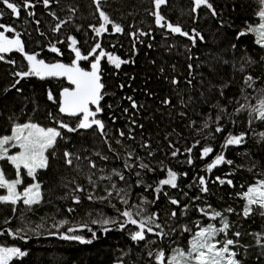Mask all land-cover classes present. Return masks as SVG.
Wrapping results in <instances>:
<instances>
[{
  "label": "rangeland",
  "instance_id": "1",
  "mask_svg": "<svg viewBox=\"0 0 264 264\" xmlns=\"http://www.w3.org/2000/svg\"><path fill=\"white\" fill-rule=\"evenodd\" d=\"M13 2L21 5V15L19 18H22L24 22L21 24V29L18 32L21 33V39L25 45V51L28 53H39L38 59H43L46 63H64L71 64L74 59V53H72L68 47L67 37L69 35L74 36L78 43L77 47L80 48L81 53L87 55L91 48L95 45L96 42L101 44V47L105 52L112 53L117 55L125 60H130V50L133 47V43L130 42L132 35L130 33L140 32L141 30L147 29L146 27H141L140 25L134 23L131 18L122 19L121 17H114L110 11L107 10L109 2L107 0H101V10L104 11L113 22L120 24L123 28L122 33H113L111 26L108 27V31L102 33L100 36H96L94 33L92 37L87 38L86 36L76 35V32L73 30V26H70V21L72 19V10L75 8L74 17L78 18L84 17V13L80 8L74 7L70 4V0H50V6L48 7V14L54 13L58 20H65L67 23L62 25L59 32H53L52 28L58 22L57 19H51L48 22L42 21V8L37 7L36 3H42V0H31V3L35 5L33 8L28 9L27 11H32L35 13L33 17L27 16V11L23 10L22 4L23 0H13ZM166 2H169L166 0ZM184 0H174V11L178 16L184 14V11L181 10ZM191 8L194 7L193 0L186 1ZM249 8L255 13V18H252L251 21H245L238 25L240 31L248 32V26L252 27L258 26L260 19L257 15V12L260 9L259 0H247ZM1 4V3H0ZM83 10L87 17L91 19L89 21V26H99V13L96 11V5L93 3V0H82L81 2ZM250 4V5H249ZM162 5L161 7L165 6ZM149 6L151 9L154 7L152 0H149ZM218 15L215 17L217 23H213L211 20H198L194 21H183V23L188 26L186 28H192L193 25L200 26L207 33L205 39V44L209 45L208 53L213 57L208 59L206 62H199V57H191L189 53H195L193 49L197 42H203V40L196 38V42L193 45V42L177 40L180 54L178 57L181 59L179 63H171L167 61L165 56L164 60H161L160 63L165 64L170 67V72L160 75V81L158 82L161 87L164 83V88L162 91H155L152 85H156L157 81L153 82L152 85L142 87L139 89L138 94V84L134 83L133 77L137 74L136 69L134 68L133 72L130 75L131 83L128 86V89L123 92H117L119 85L123 82V76L119 75V70L116 69L113 65L109 64L107 58L104 57L101 60V80L105 85L104 87V99L101 101V107L103 111L97 115V119L102 120L105 124V133L106 135H101L100 132L95 128L91 129H80L76 132L69 133L66 130L61 129L62 138H59L54 149L49 150V166L47 169L39 170L37 173V179L42 185L43 200L39 205H34L31 210H28L22 202H18L15 206L16 211H13V206L10 204H0V247H18L22 251L26 252V255L23 257H14L10 264H39V255L34 250L35 244L33 240L31 243L23 237L24 234L31 235L33 237L42 233L44 230H48L50 227L55 229H62V234L67 233L69 227L77 229L76 234L82 233V225H85L83 220V213L78 212L74 214H66L63 206L68 202V198L71 195L79 196V193H73L71 190L74 189L77 185L85 189L84 196L86 197L82 203L88 201L87 195L92 194L97 198L107 196L106 190H112L111 186L101 183V177L107 175V170L113 171L116 169L123 173L125 180L123 185L117 186L118 188L128 189L131 185L129 191V205H139L141 199L150 201L143 205L146 208L147 213H156L158 219L161 217H166L168 220L174 221L177 218L183 219V226L192 231L193 233L197 230V224L200 226H207L209 223H214L219 227V218L216 221H212L208 216L204 215L200 209H205L207 212L211 213L213 211L221 212L230 223V234L229 238L234 240L238 239L239 246L235 249L238 252V258L242 260L243 264H260V256L258 253L261 252L260 249L255 251V248L262 247L261 245L254 244L252 246L253 250L248 256V250L250 246H244V241L248 243H256V235L260 234L264 237V217L259 214V211L254 212L249 217L243 216V206L244 201L241 199V194L243 191H246L247 187L253 184L257 179H264V164L259 160L254 159L253 156H259L258 151L251 153V147L253 144H250L251 139H255L256 145L264 144V140L261 139L260 134L264 133V122L260 121H251L247 111L237 112L233 116V107H238L240 104H254L257 99L264 95L260 92V89H264V52L258 51L254 55H250L243 47V43L237 44L236 40L224 42L225 32H222L223 39L215 41L211 36L209 31L210 25H214L219 28L221 25H226L227 17L223 15L222 11L217 10L216 5L213 3ZM0 12H3V15L0 16V23L5 24L6 26H12L16 18L10 14V10L4 8L0 9ZM165 12V9H164ZM208 12L209 10L206 7H201L197 11ZM208 13H202L201 16L206 18ZM126 14L138 15L135 11H127ZM52 16V15H51ZM50 16V17H51ZM69 17L71 19L69 20ZM39 21L37 25L33 21ZM22 21V20H21ZM20 21V22H21ZM184 27V26H183ZM39 28V31H37ZM91 28V27H90ZM156 28V27H154ZM43 31H47V38L44 35H41ZM220 31V30H218ZM251 33V32H250ZM10 37L12 33H7ZM178 35V34H176ZM194 35V34H193ZM123 37V39H121ZM251 40L258 47H261L256 43L257 35L252 33ZM121 41L120 44H118ZM60 43L66 50V57L64 56L63 60L54 61V57L51 56L53 52L49 51L51 45ZM136 45V43H135ZM233 45L238 46V49L233 48ZM83 48H82V47ZM221 46V52L223 55H219L218 51L215 48ZM255 50V49H254ZM257 51V50H255ZM46 56L45 53H48ZM99 50L97 51L98 54ZM236 53L237 58H233V53ZM257 56V59L255 58ZM261 57L262 60L259 59ZM94 56L89 57L88 60H82L79 62L82 63L86 68H82L85 71L91 70V62L94 60ZM251 59L252 63H246L247 59ZM192 62V68H189V64H185V61ZM214 60L216 70H212L209 67L210 62ZM7 61H15L14 64L8 63ZM230 61H234L232 66H229ZM259 62L260 65L255 68L254 63ZM26 61H24L22 55L18 52H12L5 54V60L2 61L3 65L12 68V76L9 81V84L1 86V89H5L7 85L9 88H12L11 85L14 83L18 77L13 75L16 71L26 70ZM129 64L121 65V68L128 67ZM244 66V71H239L241 66ZM229 67V68H228ZM159 69V67H157ZM150 75L156 76L154 72H149ZM204 75V76H203ZM247 75H252L254 78V87L247 88L244 84V77ZM1 78V76H0ZM175 79L176 84H173L171 81ZM1 80V79H0ZM3 80V77H2ZM233 83L235 85V90L232 96L226 92L228 86ZM25 85H29L30 89L27 90L24 88ZM21 91L18 93V100L20 106L23 108L27 103L32 102L33 107L28 109L23 117L17 119H12V125L14 124H23L28 122L37 123L42 127H58L56 121H62L69 124L71 127H75L79 121L80 117H72V121L69 122L66 115L59 113V99L60 92L64 88H73L74 86L70 84L66 77H49L46 79H39L38 77H28L22 79V83L17 85ZM51 91L54 97L53 101L48 100V92ZM44 96H47V100L52 103L51 110L49 114L51 119H42L39 117H44L40 114L39 103L43 102ZM139 96V97H138ZM247 96V99L245 98ZM108 97V99H106ZM127 97H132L133 100L137 103L138 108L133 109L131 107V101ZM167 100L168 103L165 104L163 101ZM55 102L57 103L55 105ZM224 107V112H221V107ZM53 106H55L53 110ZM230 108V109H228ZM124 109H128V112L125 113ZM94 110V109H93ZM104 111L108 113L109 116L115 115L118 113L120 117L126 116L128 125L126 126V131L130 133L127 134L124 138H118L116 132L122 131L119 128H114L110 123L107 122ZM19 110L17 113H20ZM16 113V114H17ZM223 113L224 115H221ZM188 114L193 118L188 120ZM241 114L242 121L238 123L239 126L233 127L228 126L222 123L226 118L236 119ZM137 115V118H136ZM221 115V120L217 121L215 117ZM54 117V118H53ZM23 119V120H22ZM188 120V122H187ZM135 121V123H133ZM209 123L207 129L203 128L205 122ZM69 122V123H68ZM219 126L222 128L221 132H216L215 128ZM240 135L241 133L245 134V141L236 147H242L237 157L227 156V149H223L222 145L224 139L229 134ZM218 134H221V138ZM6 135H11V129L7 131ZM189 136L188 138H194L190 142V145L177 147L174 151L179 150L177 155L169 157L167 160H162L163 162L155 163L159 158L155 152V146L162 142L163 139L172 138L169 141V144H172L173 139L178 140L179 137ZM114 140L119 141V144H122L125 148L124 154L117 159H109L107 157V149L110 146V142ZM199 141L197 144L196 142ZM221 142V143H220ZM220 143V144H219ZM219 144V145H218ZM146 145V146H145ZM193 145H195L193 147ZM203 147H212L213 151L217 149L216 155L221 152L224 153L226 159L233 161L231 165L224 164L226 169L223 172H218L214 168L211 172H208L207 165L203 163L208 159L207 157L201 158V151ZM187 148H192V152L189 154L185 151ZM230 148V147H229ZM69 151L73 153V164L72 166L67 165L63 159L64 151ZM19 151L18 148L10 149V154H14ZM173 151L171 148H167L165 153L166 155L171 154ZM99 153L100 155H97ZM131 153L132 158H128V154ZM149 153H152L149 155ZM193 155V163L190 165L187 163L188 156ZM215 155V156H216ZM79 156L80 159L76 160L75 157ZM107 157V159H102L101 157ZM59 157V158H57ZM215 158V157H214ZM213 158V159H214ZM212 159V160H213ZM59 160V161H58ZM132 165L131 168H128L129 171H126L124 167L125 161ZM211 160V162H212ZM89 161L95 163L96 167L91 168L89 166ZM120 162L121 164H119ZM210 162V163H211ZM66 164L65 168L63 164ZM140 163L148 164L151 169L152 167H158L159 172L153 174V171L142 170L139 168ZM209 164V163H208ZM186 168L184 169L183 167ZM60 168L59 173L56 177H53L52 169ZM0 169L5 172L6 179L12 180L15 179V170L12 168L7 161H0ZM69 169V170H67ZM171 169L178 173H183L180 178L177 176V187L172 188L170 186H162L160 193H155L153 189L158 185V182L161 179L167 178V170ZM238 171H242L239 172ZM140 172L145 185L137 186V176L136 173ZM191 173V176L187 175ZM239 175L240 185L238 188L233 187L227 183L220 184L217 180V177L224 180H235V175ZM203 176L206 180V186L208 188L207 192H201L199 185V177ZM89 177L95 181V187L93 184L89 183ZM23 183L18 187L19 191H22L23 188L33 181L30 177L26 175V172L22 174ZM73 181L75 183H73ZM221 185L229 188L228 192L225 188L222 192H225V195L221 199V194L219 195V200L209 201L204 195L209 192V187L211 185ZM146 185H152L151 189L145 190ZM181 188L184 191H180L174 196L165 200V203L160 209L154 208V201L157 200L158 195L162 196L163 192H174L176 193L177 188ZM195 188L199 196L192 194V188ZM132 192V194H130ZM6 190L0 189V195H5ZM232 195L231 200H229ZM154 197V198H153ZM199 197V199H197ZM203 197V199H202ZM112 199H114L112 201ZM154 199V200H153ZM171 199H176L179 201L178 205H173L170 203ZM97 200V199H95ZM109 202V208H107V216H100L104 218L122 220L123 218L119 216L118 210H123L126 206L121 203L118 197H116L115 192L113 196L109 199H106ZM99 208V207H98ZM231 208V212L226 210ZM103 208H99V211L89 214V220L98 218L100 211ZM191 209L195 210V214L187 219L186 215ZM87 211V210H86ZM89 211V210H88ZM87 211V213H88ZM111 211V213H110ZM175 211L177 213L176 217H171L170 213ZM99 217V218H100ZM66 220L68 223L63 226L56 228L53 227L54 224H57L59 221ZM263 220V221H262ZM35 227L37 224H43L44 227L39 230L38 234H35L31 231L21 232L19 235H9V232H15L18 228H25V225ZM254 225H258V228H254ZM132 230L122 231L123 236L130 238V233L135 229L134 225H128ZM250 226L251 228H248ZM163 227V226H162ZM109 229L120 231L119 225H109ZM159 231V230H157ZM239 231L242 235L237 238L232 235V233ZM162 239H164V247L160 250H164L166 256L172 254V250L179 247L185 249L173 240L168 231ZM5 236H13L17 239L18 244L7 243L4 239ZM154 234H147L146 240L149 241L152 237H155ZM161 238V237H159ZM218 239L223 240L224 235L221 234ZM65 242L68 240L61 239ZM264 243V239H262ZM64 243H60L58 248L54 251H47L49 262L56 264L59 257H57L61 252H63ZM116 248L113 249V252H116ZM123 251L121 256H123ZM57 257V258H56ZM121 260H113L111 264H122ZM64 264H76L73 260H65ZM82 264H88L86 261Z\"/></svg>",
  "mask_w": 264,
  "mask_h": 264
},
{
  "label": "snow or ice",
  "instance_id": "2",
  "mask_svg": "<svg viewBox=\"0 0 264 264\" xmlns=\"http://www.w3.org/2000/svg\"><path fill=\"white\" fill-rule=\"evenodd\" d=\"M0 3L3 4L4 8L10 10V14L16 18H19L21 15V5L13 2V0H0ZM93 3L96 5V11L99 13V26H90L92 32L96 36H100L102 33L108 31L107 26H111L113 33H122L123 28L120 24H117L110 20L109 16L101 10L100 4L101 0H93ZM166 3V0H152L154 6V11L150 13L154 17L155 25L161 28L167 29L172 34H178L180 36L186 37L188 40L193 42V45L196 42V38L203 40V37L199 32L193 30V34L184 31L180 25H173L168 22L166 18L161 15L160 8ZM42 4L45 8L50 6V0H42ZM194 7L192 8L193 12H196L199 8L206 7L213 17H216L218 13L213 7L210 0H193ZM260 9L257 12V15L260 19V23L256 27L248 26L247 31L255 33L257 35L256 43L264 48V0H259ZM35 5L31 3V0H23L22 8L27 11L28 9L33 8ZM53 16V19L58 18L54 13H49ZM3 15V12H0V16ZM35 15L32 11H27L28 17H33ZM71 17H69V20ZM35 23L38 25L40 22L37 20ZM67 23L65 20H58L55 26L52 28L53 32H59L62 25ZM39 31V28H37ZM7 33H13L10 37ZM43 35V33H40ZM245 32H240L239 37L245 35ZM133 37L138 39V36H145L148 33L139 32L138 36L136 33H130ZM67 43L70 51L74 53V59L71 64H64L60 62L56 63H46L43 59H38L39 53H28L25 51L24 42L21 39V33L16 31L11 26H6L5 24L0 23V61L5 60V54L18 52L22 55L24 61H26V70L16 71L13 73L16 79L11 85L12 88H15L17 92L21 91L17 85L20 84V81L28 77H38L43 80L49 77H66L68 82L74 87L64 88L60 92L59 99V113L72 116L80 117L78 123L75 127L69 126V124L62 121H56L58 127H42L37 123L28 122L23 124H14L11 128V135L0 136V161H7L8 164L12 166L15 170V179L9 180L6 179L5 172L0 169V189H5L6 194L0 195V204H10L13 206V211H16V205L18 202H22L23 205L31 210L34 205H39L43 200L42 185L37 179V173L39 170L47 169L49 166V150L55 148L59 138H62L61 129L66 130L69 133L76 132L80 129H91L95 127L101 135H106L105 133V124L102 120L97 119V115L100 114L103 109L101 107V101L104 99V87L105 85L101 80V60L106 57L109 64L113 65L116 69H120L121 65L131 63L130 60L122 59L121 57L114 55L112 53L105 52L101 47L99 42H96L91 50L84 55L81 53L79 47H77V39L74 36L69 35L67 37ZM151 47V45H149ZM235 48V45H233ZM99 50L98 54L97 51ZM49 51L61 54L60 49L56 47L55 44L51 45ZM133 52H135V40L133 42ZM94 56V60L91 62V70L85 71L79 66V62L82 60H88L89 57ZM8 63L14 64L15 61H7ZM246 63L251 64V59H247ZM191 68V65H189ZM239 71H244V66L242 65ZM173 84H176L177 81L173 79L171 81ZM244 84L247 88L254 87V78L252 75H247L244 77ZM122 87V86H121ZM261 93H264V89H260ZM247 99V96H245ZM131 101V107L133 109L138 108L137 103L133 100L132 97H127ZM48 100L53 101L54 97L51 91L48 92ZM163 103L167 104L168 101L165 100ZM94 109V110H93ZM237 112L247 111L249 114L250 122L251 121H260L264 122V95H261L254 104H240L236 109ZM124 112L127 113L128 109H124ZM223 112V109H221ZM52 115L51 113L49 114ZM54 118V117H53ZM217 121L221 120V115L215 117ZM135 123V121H133ZM209 123L206 121L203 124V128L207 129ZM216 132H221L222 128L217 126L215 128ZM120 136H124V133L121 131ZM262 140H264V133L260 134ZM245 141V134L241 133L240 135L229 134L225 137L222 147L224 149L229 148L230 146H239ZM119 143V141H117ZM197 144L199 141L196 142ZM146 146V145H145ZM195 145H193L194 147ZM18 148L19 151L14 154H10V149ZM179 150L173 151L171 155L175 157ZM187 153L192 152V148L185 149ZM213 152L212 147H203L201 151V158L207 157L210 153ZM152 153H149L151 155ZM97 155H100L97 153ZM102 159H107V157H101ZM128 158L131 159V153L128 154ZM64 162L72 166L73 164V153L69 151H64L63 153ZM76 160H79L80 157L76 156ZM188 164H192L193 160L191 155L187 159ZM233 161L226 159L223 152L216 155L211 163L207 164V171L211 172L214 168L221 164L231 165ZM89 166L95 168V163L89 161ZM124 167L126 169L131 168L132 165L125 161ZM139 168L142 170L152 171L148 164L140 163ZM26 172V175L32 179V183L25 186L22 191L18 190V187L23 183L22 174ZM114 176L118 177L119 180L124 181L125 176L122 172L113 169ZM137 186L145 185V181L142 178L140 172L136 173ZM177 176L178 174L171 170H167V178L161 179L158 182V185L153 189L155 193H160L162 186H170L176 188L177 185ZM100 179L112 180V176L101 177ZM217 180L220 184H229L232 185L231 180H224L217 177ZM73 183H75L73 181ZM89 183L93 184L95 187V181L89 177ZM199 185L201 186V192H207L208 188L206 186V180L203 176L199 177ZM152 185H146L145 190L151 189ZM112 190H106L107 196L100 197L99 199L105 200L113 196L115 192L116 197L119 198L122 204L126 207L119 211V216L122 217V220L110 219V218H98L92 219V224H98L102 226L104 232H108L110 229L107 225H119V229H125L126 225H134L135 229L130 233V238L134 242L145 241L147 234H154L157 237L163 238L167 235L164 232L161 224H159L158 216L156 213H147L146 208L143 207L144 204L150 203L145 199H141L139 205H129V191L131 185L128 189L118 188L115 183L111 185ZM73 193L84 192L85 189L77 185L74 189L71 190ZM158 198V197H157ZM88 200H93L94 196L89 194L87 196ZM198 199V198H197ZM241 199L244 201L243 206V216L249 217L257 210L259 214L264 217V179H257L253 184L249 185L246 191H243L241 194ZM72 201L75 204L80 203V197L77 195H72ZM170 203L173 205H178L179 201L176 199H171ZM73 211V209H69ZM200 211L209 217L210 220L216 221L219 218V227L214 223H209L207 226H200L197 224V230L191 236V239L188 241L187 249H181L179 247L172 250V254L166 256L164 250H159L154 254L155 264H243L242 260L238 258V252L235 250L239 246L238 239L234 240L228 237V231L230 229V223L226 216H224L219 211H213L211 213L207 212L205 209H200ZM231 212L232 209L229 208L226 210ZM171 217H176L177 213L172 211L170 213ZM68 223L66 220L59 221L57 224H54L53 227L59 228L64 224ZM43 224H37L35 227L25 225V228H18L15 232H9V235H19L24 231H31L35 234L39 233V230L43 228ZM82 227H87V224L82 225ZM159 230V231H157ZM185 231L189 229L185 228ZM77 229L69 227L66 234H61L60 238L64 240H75L80 243H92V240H86L80 235L74 234ZM92 232V239H96V232L89 229ZM223 234L224 239L220 240L218 237ZM233 236L239 238L242 234L239 231L232 233ZM24 238V237H21ZM262 237L260 234L256 235V244L264 247L262 243ZM26 255L25 251H22L18 247H0V264H10V261L14 257H23ZM150 257H153V253L150 251L148 253Z\"/></svg>",
  "mask_w": 264,
  "mask_h": 264
},
{
  "label": "trees",
  "instance_id": "3",
  "mask_svg": "<svg viewBox=\"0 0 264 264\" xmlns=\"http://www.w3.org/2000/svg\"><path fill=\"white\" fill-rule=\"evenodd\" d=\"M169 2H166L165 6L160 8V13L161 15H163L166 20L170 23H172L173 25H180L182 27V29L184 31L189 32V34H194L193 33V28H186L188 26H186L183 21H198V20H211L213 23H217L215 21V17H213L211 15V12H193L192 8L190 5L187 4V0H184L183 4H182V8L181 10H186L184 11V14L178 16L177 13L174 11V0H168ZM214 0H210V2L213 5ZM224 3V8L225 11H223V15L225 17L228 18V20L232 21L234 24L236 23H240L242 21H251L252 17L251 16V11L249 9L247 0H220ZM235 1H239V3H235ZM82 0H70V4L74 7L80 8L83 13H84V17H74L76 11L75 8L72 10V18L76 19L77 22L83 26L84 22H87L88 20L91 21V19L89 17H87V15L85 14L84 10H83V6L81 4ZM109 5L107 7V10L111 12V14L114 17H121L122 19H126V18H131V20L134 21V23L140 25L141 27H146L147 29L142 30V32L148 33V35L145 36H138L139 32H136L138 39H136L135 37H131L130 38V42H134L135 40V52H133V47L130 50V61H132L131 63H128V67L126 68H120L119 70V75H117V77H119L120 75H122L124 78L122 79L123 82L119 85L117 92H123L126 91L128 89V86L131 83V78L130 75L133 72L134 68L136 69L137 74L133 77L132 80H134V83L138 84V94L139 93V89L142 87H146V86H150L152 85L153 82L157 81L156 85H152V87H154L155 91H162V89L164 88V83L163 86L161 87V85L158 84V82L160 81V75L166 74L170 72V67L167 65H163L160 63V59L164 60L165 56L167 58L168 62L171 63H179L181 61V59L178 57V54H180V51L178 50V41L177 40H183V41H188V39L186 37L180 36V35H176V34H172L169 31H167L166 27L165 28H161L155 25L154 22V17L152 15H150V13L152 11H154V7L151 9V7L149 6V0H108ZM51 4V3H50ZM1 5V4H0ZM165 9V12H164ZM48 10L46 9V11H43L42 9V21L44 22H48L49 20H51V17L46 13ZM127 11H135L138 13V15H134V14H126ZM202 13H208V17L204 18L201 16ZM35 22V21H33ZM90 25V24H89ZM184 26V27H183ZM200 29V34L203 37V42H197L195 45V48L193 49V51L195 53H189L188 55L191 57H199L198 61L199 62H206L208 59L216 56L211 55L210 53H208V49L210 48L209 45L205 44V39L207 37V33L205 31H202L203 29L198 26L195 25ZM156 27V28H154ZM209 27V31L211 32V36L214 38V40L217 41H221L223 39V34L222 32H225V41H233L236 40V43L239 45L241 43H243L242 47L250 54V55H254L257 51H255L256 49L254 48V46H256L254 44V42L252 41L254 46H251L250 48L247 47V39H251L252 34L245 32L246 34L238 37V34L240 32H244V31H240L239 29H235V27L233 26H227V25H221L218 27L216 26H208ZM15 30H17L19 28V25H15L13 27ZM220 30V31H218ZM141 32V31H140ZM47 38V37H46ZM48 39V38H47ZM123 39V37L121 38ZM121 41L118 43L120 44ZM149 45H151V47H149ZM56 47L60 49L61 54L58 55L56 53H54L53 57H54V61H60L64 59V56L66 57V50L63 47L62 44H56ZM82 47V46H81ZM258 47V46H256ZM83 48V47H82ZM236 49H238V46L235 47ZM259 48V47H258ZM219 55H223V52H221V46H218V48H215ZM255 49V50H254ZM47 54L45 53L44 56H46ZM236 53H233V58H237L236 57ZM160 58V59H159ZM257 59V56L255 57ZM260 60L261 57H259ZM185 64H189L191 65V68L193 69L194 66H192V62L191 61H185ZM234 64V61H230L229 66H232ZM260 65L259 62H255L254 66L255 68H257V66ZM79 66L81 68H84L87 70V68L80 63ZM157 67H159V69H157ZM210 68H212V70H216V66H215V62L214 60H212L210 62L209 65ZM229 68V67H228ZM10 70H8V66L3 65L2 61H0V76H1V80H0V87L5 85V84H9V81L11 79L12 76V68L10 67ZM135 71V70H134ZM149 72H154L156 74V76L150 75ZM8 74H10V77L8 76ZM204 76V75H203ZM3 77V80H2ZM18 79H20L18 77ZM22 83V80L20 81V84ZM29 86V85H28ZM122 86V87H121ZM235 85L233 83H231L226 92L228 94H230V96H232L234 94V92L237 90V86H236V90L234 89ZM29 90V89H27ZM139 97V96H138ZM47 96H44L43 98V102L39 103V109H40V114L44 117H39L40 120L42 119H47L50 120L51 117L49 115V112L51 110V105L52 103H50L47 99ZM106 99H108V97H106ZM57 103L55 102V105ZM33 107V103L29 102L27 103L23 108L20 106L19 104V100H18V93L15 91V88H9V85H7V87L5 89H1L0 88V136H4V134L7 133L8 127H9V123L12 121V119H17L19 117V120L21 117H23L25 115V113L27 112L28 109H31ZM221 109L224 110V107H222L220 105ZM55 106H53V110H54ZM230 109V108H228ZM19 110H21L20 113H17ZM25 112V113H24ZM224 112V111H223ZM17 113V114H16ZM224 114L227 116V114L224 112ZM223 113H221V115H224ZM104 115L107 119V122L110 123L114 128H119L122 130V132L124 133V136H120V131L117 130L116 132V136L120 139V138H124L125 136H127L129 132H127L126 126L128 125L126 116L124 117H120L117 114L109 116L107 112L104 111ZM188 116V120L193 118L190 114L187 115ZM137 118V115H136ZM23 120V119H22ZM187 120V122H188ZM230 120H235L237 122L242 121V119L240 117H237L236 119L228 118V120H226V118L222 121L223 124L228 125V126H232V121ZM239 126L238 123H234L233 127H237ZM219 137L221 138V134H218ZM189 136H182L179 137L178 140H174L172 141V144H169L170 139L172 138H168V139H163L161 143L157 144L155 146V152L158 155V159L155 161V163H159V162H163L162 160H167L169 157H171V154L166 155L165 153L167 151V148H171L172 151H174L178 146H186V145H190V142L194 140V138H188ZM221 143V142H220ZM219 143V144H220ZM255 143V139H251L250 140V144H253L251 147V153L253 154L254 151H258L259 152V156H253L254 159L259 160L261 163L264 164V144H259L256 145ZM218 144V145H219ZM242 147H236V146H230V148L227 149V156L229 157H237L240 149ZM224 149V148H223ZM125 148L123 147L122 144L116 143V141L112 140L110 142V146L107 149V157L109 159H117L120 158L122 154H124ZM217 152V149L214 150L208 157V159L203 163V165H207L208 163L211 162V160L215 157V153ZM193 157V155H192ZM59 158V157H57ZM59 161V160H58ZM119 164H121L120 162H118ZM125 164V163H123ZM122 165V164H121ZM64 168L66 166V164H63ZM123 166V165H122ZM153 168V174H157L159 172V168L158 167H152ZM184 169L186 168L183 167ZM226 169V166L224 164H221L219 166H217V168L215 169L218 172H223ZM69 170V169H67ZM53 173V177L55 178L56 175L59 173L60 168H54L51 170ZM129 169H126L125 172H128ZM242 172V171H238ZM113 174V171L111 170H107V176H112V177H116ZM183 173H178V178L181 177ZM188 177L191 176V173H189L187 175ZM93 180V179H92ZM101 183H105L109 186H111L110 184L107 183V179H102L100 181ZM124 184V183H123ZM240 185L239 182V175H235V180L233 181V187H238ZM225 188V190L228 192L229 188L224 187V186H217V185H211L209 187V192L204 195V197L213 202V201H217L219 200V195L221 194V199L222 197L225 195V192H222V190ZM180 191H184L182 190L180 187L176 189V193L174 192H163L162 196L158 195L157 200L154 201V208L156 209H160V207H162L165 203V200L174 196L175 194L179 193ZM192 194H196V196L198 195V192L196 191V189L193 187L191 190ZM130 194H132V192H130ZM85 195H89L88 193H85ZM79 197H80V203H82L85 200V196L83 192L79 193ZM154 198V197H153ZM232 195L230 196L229 200H231ZM97 199V200H95ZM199 199V197H198ZM203 199V197H202ZM154 200V199H153ZM113 201V200H112ZM85 206V211L89 210L87 215L89 218V214L90 213H94L96 211H99V208H103V209H107L109 208V202L108 200H101L97 197H95L93 200H88L86 203H82ZM82 204H75L72 202V195L69 196L68 198V202L63 206V209L65 211L66 214H74V213H78V212H82L83 211L81 209H83L81 206ZM99 207V208H98ZM69 209H73V211L67 212V210ZM102 209V210H103ZM258 211V210H257ZM195 214V210L191 209L190 211H188L186 218L190 219L193 215ZM83 217H84V213H83ZM163 218L166 222L165 224H170L173 223L175 224L178 228L182 229L181 227V223L183 221V219L181 218H177L174 221L168 220L166 217H161ZM158 219L159 220H161ZM263 221V220H262ZM254 228H258V225H254ZM89 229H91L90 227H85V228H81L82 233L80 234H76V235H80L82 237H84L86 240L91 239L92 243H80L79 241H75V240H68V242H65L63 240H61L60 235L62 234L63 230L60 229H55L50 227L48 230H44L42 233L36 235L33 237L32 234V238L31 239H25L28 241V243H31V241L33 240V243L35 244L34 246V250L35 252H37V254L39 255V264H52L49 262L48 259V253L47 251H54L58 248L60 243H64V247H63V252H61L57 257H63V262L59 263L57 262L56 264H64L65 260H73L76 264H82V262L86 261L88 264H111L113 262V260H121L123 262V264H155V260H154V254L160 250V248H163L164 245V239L159 238L157 236H155L159 242H161V247L158 250H155V243L152 241V238L147 241H140V242H134L131 240V238H127L126 236L124 237L121 231H117V230H109L108 232H104L103 230H100L96 233V239H92V237H90L88 235V231ZM167 231V230H166ZM169 234H170V229L168 230ZM111 235V236H110ZM110 236V237H109ZM171 236V234H170ZM185 236V234H184ZM172 238V236H171ZM173 239V238H172ZM174 240V239H173ZM245 244H243L244 246H250V249L248 250V256H250V252L253 250L252 246L256 243H248V242H244ZM116 248V252H113V249ZM258 249L261 250L259 254L260 259H259V263L260 264H264V249H262L261 247L259 248H255L254 250L257 251ZM123 251L124 255L121 256V252ZM153 253V257H150L148 255L149 252ZM56 257V258H57Z\"/></svg>",
  "mask_w": 264,
  "mask_h": 264
},
{
  "label": "bare ground",
  "instance_id": "4",
  "mask_svg": "<svg viewBox=\"0 0 264 264\" xmlns=\"http://www.w3.org/2000/svg\"><path fill=\"white\" fill-rule=\"evenodd\" d=\"M214 2V4L216 5V8H217V10H219V11H225V8H224V3L222 2V1H220V0H214L213 1ZM235 3H239V1H235ZM250 5V4H249ZM3 7V4L1 3V5H0V9ZM250 9V8H249ZM250 11H251V16H253V11L250 9ZM244 21H242V22H240V23H236V24H234L232 21H230V20H227L226 21V25L227 26H233V27H235V29L237 28L238 29V25L239 24H241V23H243ZM70 26H73V30L76 32V35H79V36H86L87 38H90V37H92V34H93V32H92V30H91V28H90V26H89V20L87 21V22H84L83 23V26L82 25H80L78 22H77V20L76 19H71V21H70ZM196 32H200V29L197 27V26H195V25H193V26H191ZM43 33V35H44V37H47L48 36V34H47V31H43L42 32ZM250 33V32H249ZM246 42H247V47L248 48H250L251 46H254L253 45V43H252V40L251 39H247L246 40ZM254 48L256 49V50H258V51H261V52H264V48H262V47H256V46H254ZM8 76L10 77V74H8ZM24 88L25 89H30V86H28V85H25L24 86ZM239 107V106H238ZM238 107H233V116H235L234 114H236L237 113V111H236V109L238 108ZM242 112H244V111H242ZM238 117H241V114L238 116ZM232 126L234 125V121H232V124H231ZM239 187V186H238ZM237 187V188H238ZM112 200H114V199H112ZM79 204H82V203H79ZM79 204H77V205H79ZM83 209H81L82 211H83V213H84V217H83V220H84V223L85 224H87V226L88 227H90L91 228V230H93V231H95L96 233L98 232V231H100V230H102V226L101 225H98V224H92L90 221H89V219H88V215H87V211H85L84 209H85V206H84V204H82V206H81ZM106 212H107V209H103V210H101L100 211V214H99V216H98V218L100 217V216H107V214H106ZM98 218H96V219H98ZM101 218V217H100ZM159 224H161V226H163L162 228H163V230L164 231H168L169 229H170V234H171V236H172V238L174 239V240H176V242L177 243H179V245L181 246V247H183V248H186L187 249V247H188V241L191 239V236H192V231L191 230H189V231H185L184 229V226H183V221H182V223H181V227H182V229H180V228H178L175 224H173V223H170V224H165V220L163 219V218H161V220H159V221H157ZM107 227L109 228V225H107ZM111 230V229H110ZM130 230H132L131 229V227L130 226H128V225H126V227H125V229H123L122 231H130ZM184 234H185V236H184ZM228 234H230V231H228ZM88 235L90 236V237H92V232L91 231H88ZM111 236V235H110ZM109 236V237H110ZM58 262L59 263H61V262H63V257H59V259H58Z\"/></svg>",
  "mask_w": 264,
  "mask_h": 264
},
{
  "label": "water",
  "instance_id": "5",
  "mask_svg": "<svg viewBox=\"0 0 264 264\" xmlns=\"http://www.w3.org/2000/svg\"><path fill=\"white\" fill-rule=\"evenodd\" d=\"M252 18H255V13H253V17ZM66 118H68L69 122L72 121V116L66 115ZM107 183L110 184V185H112V183H115L117 186L123 185V181L119 180L118 177H112V180L111 181L107 180ZM67 212H70V211L67 210ZM110 213H111V211H110ZM120 231H121V229H120ZM23 237H25L26 239L29 240V239L32 238V234L31 235L24 234ZM2 240H6V242L7 243H11V245H14L12 243L18 244L17 239L15 237H13V236H5L4 239H2ZM152 241L155 243V250H158L161 247V242H159L156 237H153Z\"/></svg>",
  "mask_w": 264,
  "mask_h": 264
},
{
  "label": "crops",
  "instance_id": "6",
  "mask_svg": "<svg viewBox=\"0 0 264 264\" xmlns=\"http://www.w3.org/2000/svg\"><path fill=\"white\" fill-rule=\"evenodd\" d=\"M43 11H46L45 7H43ZM21 20H23L22 18H20ZM11 125H12V121L9 123V127H8V130L9 131L11 129ZM6 135V134H4ZM248 228H251L250 226H248Z\"/></svg>",
  "mask_w": 264,
  "mask_h": 264
},
{
  "label": "flooded vegetation",
  "instance_id": "7",
  "mask_svg": "<svg viewBox=\"0 0 264 264\" xmlns=\"http://www.w3.org/2000/svg\"><path fill=\"white\" fill-rule=\"evenodd\" d=\"M21 19L19 18L18 20H15V22L13 24H11L13 27L15 25H18L20 23ZM17 31H19V29H17Z\"/></svg>",
  "mask_w": 264,
  "mask_h": 264
}]
</instances>
